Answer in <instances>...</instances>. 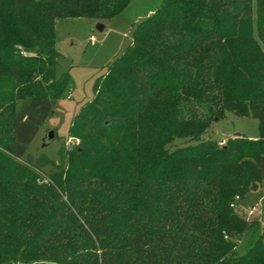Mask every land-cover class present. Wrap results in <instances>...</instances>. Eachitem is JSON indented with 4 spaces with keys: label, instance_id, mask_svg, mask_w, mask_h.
Wrapping results in <instances>:
<instances>
[{
    "label": "trees",
    "instance_id": "obj_1",
    "mask_svg": "<svg viewBox=\"0 0 264 264\" xmlns=\"http://www.w3.org/2000/svg\"><path fill=\"white\" fill-rule=\"evenodd\" d=\"M131 1L0 0V264H264V224L238 205L264 182V0H164L96 78L66 166L27 159L73 85L58 19ZM227 112L260 138L204 137Z\"/></svg>",
    "mask_w": 264,
    "mask_h": 264
},
{
    "label": "rangeland",
    "instance_id": "obj_2",
    "mask_svg": "<svg viewBox=\"0 0 264 264\" xmlns=\"http://www.w3.org/2000/svg\"><path fill=\"white\" fill-rule=\"evenodd\" d=\"M163 1L132 0L112 20L88 17L58 19L57 48L63 56L57 67V76L70 70L73 85L57 101L54 114L30 144L26 155L28 160L40 163L46 174L64 168L72 150L81 143L80 138L70 135L69 128L82 105L93 99L96 78L106 73L107 66L132 42L136 26L152 15ZM101 25L104 26L103 29L100 28ZM50 130L55 131V139L47 142ZM203 136L218 142L235 136L258 139L261 136L260 122L253 116H238L227 112L226 117L213 122ZM192 143L196 141L176 138L169 147L174 149ZM241 199H238L241 215H259L264 224V182L258 189L251 190L242 199V204ZM248 240V236L238 239L237 249L240 253L246 250Z\"/></svg>",
    "mask_w": 264,
    "mask_h": 264
},
{
    "label": "water",
    "instance_id": "obj_3",
    "mask_svg": "<svg viewBox=\"0 0 264 264\" xmlns=\"http://www.w3.org/2000/svg\"><path fill=\"white\" fill-rule=\"evenodd\" d=\"M100 28L103 29L104 26L101 25ZM53 139H55V131H54V130H50V131L48 132V140H47V142L52 141ZM256 189H258V185L255 183V184H253V186H252V190H256Z\"/></svg>",
    "mask_w": 264,
    "mask_h": 264
},
{
    "label": "crops",
    "instance_id": "obj_4",
    "mask_svg": "<svg viewBox=\"0 0 264 264\" xmlns=\"http://www.w3.org/2000/svg\"><path fill=\"white\" fill-rule=\"evenodd\" d=\"M225 141H226V140L223 139V140H221V141H219V142L223 144V143H225ZM240 203L242 204V199L240 200Z\"/></svg>",
    "mask_w": 264,
    "mask_h": 264
},
{
    "label": "built area",
    "instance_id": "obj_5",
    "mask_svg": "<svg viewBox=\"0 0 264 264\" xmlns=\"http://www.w3.org/2000/svg\"><path fill=\"white\" fill-rule=\"evenodd\" d=\"M70 97H71V95H70Z\"/></svg>",
    "mask_w": 264,
    "mask_h": 264
}]
</instances>
